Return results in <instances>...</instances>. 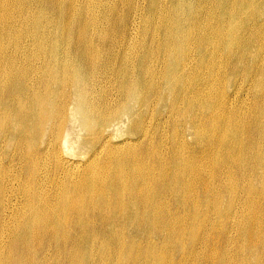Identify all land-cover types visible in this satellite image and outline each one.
I'll use <instances>...</instances> for the list:
<instances>
[{
    "label": "bare ground",
    "instance_id": "obj_1",
    "mask_svg": "<svg viewBox=\"0 0 264 264\" xmlns=\"http://www.w3.org/2000/svg\"><path fill=\"white\" fill-rule=\"evenodd\" d=\"M0 264H264V0H0Z\"/></svg>",
    "mask_w": 264,
    "mask_h": 264
}]
</instances>
